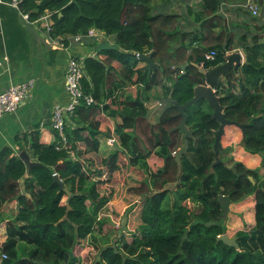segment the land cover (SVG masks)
I'll return each mask as SVG.
<instances>
[{"label":"trees","instance_id":"1","mask_svg":"<svg viewBox=\"0 0 264 264\" xmlns=\"http://www.w3.org/2000/svg\"><path fill=\"white\" fill-rule=\"evenodd\" d=\"M154 1L21 0L20 11L30 22L50 14L51 39H61L67 45L68 38L80 35L86 43L87 32L93 29L113 37L115 44L99 48L96 59L83 61V91L94 103L82 104L70 118L65 127L67 149H60L57 136L50 145L32 141L29 154L39 165L26 178V167L19 158L8 149L0 152V223L5 205L16 201L18 206L7 223L6 240L0 246L6 259L0 264H79L73 256L75 243L93 232L107 238L105 231L112 227L108 217L99 218L112 197V192L102 191L126 184L129 174L141 181L131 191L144 203L142 237L135 235L130 243L121 240L99 247L94 264H264V43H259L257 36L247 43L243 36L240 74H229L219 94L225 118L245 125L241 145L245 152L260 157L259 169L222 161L211 167L219 124L203 101L186 110L192 138L178 167L173 158L164 161L165 155L181 145V133L171 131L181 121L176 107L166 103L158 123L150 125L143 117L147 97L141 98L138 91L135 98L115 96L121 86L115 84L113 75L120 68L128 69L130 78L123 76V85H141L147 94H154L160 86L165 88L163 97L172 90V99L184 104L202 81L196 66L209 69L221 64L225 52L233 49V37L223 34L224 20L216 14L222 0H200L204 19L201 33L193 34L178 29L176 15L154 14ZM218 28L222 32L215 36L213 30ZM207 30L209 36L204 34ZM207 37L215 42L208 43ZM211 50L216 57L206 61L204 53ZM136 54H151L157 66L150 75L148 67L141 76L133 70L139 62ZM183 64L188 66L182 72L178 66ZM117 115L122 120L116 127L122 151L100 159L98 136L110 137L102 117ZM124 129L132 133L122 132ZM78 143L85 145L83 153L77 152ZM224 143L222 137L221 145ZM97 160L99 164L94 166ZM53 174L73 194L69 212L63 201L67 195L59 191ZM172 183L175 187L153 194ZM169 195L172 199L166 205ZM220 195L231 203L254 195V229L237 236L238 249L216 241L226 232Z\"/></svg>","mask_w":264,"mask_h":264},{"label":"crops","instance_id":"2","mask_svg":"<svg viewBox=\"0 0 264 264\" xmlns=\"http://www.w3.org/2000/svg\"><path fill=\"white\" fill-rule=\"evenodd\" d=\"M246 1L222 0L216 13L224 20L225 31H223V34L228 32L233 37L231 44L233 49L226 51L225 55L232 52L241 53L242 64L244 62L243 44L241 42L243 36H246L247 43H251L253 36L258 37L259 43H264V0H254L259 6L257 17H251L247 12L244 7ZM154 7V14L176 15L177 27L181 32L201 33L200 26L204 18H201L200 0H155ZM46 21L52 23L51 17ZM221 32V28L213 30L215 36ZM96 33L97 36L89 37V41H86V43L83 39L79 42L69 39L64 48L58 47L49 44L51 38H49V32L46 30L44 22H26L19 11L6 4L0 5V93L14 84L28 80L34 81V87L28 98L20 103L14 112L0 117V152L8 149L15 157H18L20 152H25L30 160L35 162L30 157L29 144L36 141L43 145H50L56 141V134L50 126V117L55 105H63L68 101L65 90V72L68 61L74 58L83 63L86 58L96 59L99 48L114 46L115 44L113 37L105 36L101 32ZM204 34L209 36V30ZM56 40L59 41V39ZM206 41L208 43L215 42L209 37ZM193 47H196V45ZM146 67H148L147 64L139 60L133 70L141 76ZM119 73L120 76H118ZM238 74H240V70ZM113 76L115 84H119L120 88H123L116 90L115 96L121 95L126 99L135 98L138 91L141 98L146 99L147 97V101L144 102L146 112L147 109L157 107L149 115L148 120L144 119L150 125L158 123L166 105L162 103V100L168 97V95L163 97L165 88L158 86L154 94L152 92L147 94L141 85L125 86L122 83V77L127 76V78H130V71L124 68H120ZM102 118L108 125L110 137L104 134L98 136L100 159L113 154L116 151L115 144L120 148V131L116 127L122 123L121 117L118 115L112 118H106L105 116ZM122 132L131 134L132 130L124 129ZM223 137L226 140V144L224 143L222 146L224 157L231 159V161H238L251 170L260 167V157L244 151L241 145L243 136L239 128L226 127ZM110 140H113V142L110 143ZM102 141L105 144L104 148L101 145ZM84 149L85 145L83 143L77 144L76 150L78 153H83ZM74 154L71 153L70 156L75 158ZM28 176L26 172L24 178ZM138 180L136 175L129 174L126 184L122 186L126 190L137 188L140 185ZM25 195L30 196L27 192H25ZM125 197V192H122L121 195L115 193L113 198L109 200V204L105 206L103 214L109 212L114 215L115 209H126L127 206L134 205L139 200L137 196L136 199L131 197L132 200H130L127 195L129 201L124 203ZM254 205V195L248 196L238 203L230 204L229 214L225 222V234L227 233L229 238L236 239L241 233H249L245 228H241L245 223L249 225L250 231L254 229ZM17 210L16 201L5 205L4 218L0 223V246L6 240L7 223L15 216ZM107 231L105 232L107 233ZM111 232L114 231L111 229ZM111 232L107 233V238L94 233V235L88 236L90 238L87 237L84 241L76 242L73 248V256L80 262L82 253L86 252L89 245L96 248L104 246ZM114 240H116L115 237Z\"/></svg>","mask_w":264,"mask_h":264},{"label":"water","instance_id":"3","mask_svg":"<svg viewBox=\"0 0 264 264\" xmlns=\"http://www.w3.org/2000/svg\"><path fill=\"white\" fill-rule=\"evenodd\" d=\"M59 16H61L59 14ZM138 59L142 62H145L148 66V73L149 75L152 73L153 68L157 66L156 63L152 62L151 60V54L148 55H138ZM242 56L239 52H232L230 54L224 55V61L212 68L204 69L201 66H196L198 68V72L201 76V83L197 84L193 87V95L192 98L187 101L184 104H179L177 101L172 99V90L168 94V97L164 100H162V103H168L176 107L177 113L176 116L181 118V121L177 126L171 129L172 132L178 131L181 133V145L180 147L174 152L169 153L164 156V161L168 158H173L180 167L181 165V158L185 156L188 153L189 150V140L192 138L191 130L188 128L186 122H187V114L186 110L195 105L196 103L203 101L206 103V105L211 109L212 119L216 120L219 124L218 129L214 132V143L212 146L213 151V158L214 163L212 164V167L218 165L221 163V160L219 158L220 152L222 150L221 145V138L224 136V130L226 127L234 126L241 130L242 136H245V125L244 124H238L237 122L229 121L225 118L223 111L224 106L220 104V91L222 89V86L225 83L226 77L233 73L234 75H238V72L242 66ZM188 66V64H183L178 66V69L182 72L185 70V68ZM157 107H153L150 109H147L146 115L143 116L146 120L149 119V115L156 109ZM115 150L116 151H122L121 148H119L115 144ZM18 158L24 163L27 174H30V171L33 167H36L39 165V163L31 161L28 155L25 152H20L18 154ZM231 171L234 170L233 167L230 168ZM54 182L58 184L59 191H63L67 195V199L65 202L67 212L71 210V207L69 205V201L71 197L73 196L72 193L68 191L67 188L63 185V183L60 181L57 175L53 176ZM249 180L254 183L253 179L249 177ZM21 182H23L21 180ZM176 183L167 184L165 185L162 190L160 191H154L153 194H157L160 192L167 191L173 187H175ZM218 202L222 207V217L224 221H226L227 216L229 214L230 210V200L228 197L220 195L218 197ZM59 221H62L60 219ZM216 241L222 242L223 244L233 247L235 249H238V244L236 242V239L229 238L227 234H223L219 236Z\"/></svg>","mask_w":264,"mask_h":264},{"label":"built area","instance_id":"4","mask_svg":"<svg viewBox=\"0 0 264 264\" xmlns=\"http://www.w3.org/2000/svg\"><path fill=\"white\" fill-rule=\"evenodd\" d=\"M20 3L21 0H7V1L0 0V5L6 4L11 8H14L15 10L20 12L21 17L26 22L30 23L28 19V15L22 14V12L20 11V7H19ZM244 7L246 8L247 12L250 14L251 17H257L259 15V6L254 0H247ZM49 18H50V14L45 13L39 18V20L35 22L38 21L44 22L46 30L50 32L53 22L48 23V21L46 20H49ZM95 36H97V33L93 29H90L87 32V37H95ZM81 38L82 37L80 35H76L68 38L67 41L69 39L70 40L72 39L75 42H79ZM49 44L57 45L58 47H62V48L66 46L61 41V39L59 41H57L56 39H51ZM138 55L139 54H136V58H138ZM215 57H216V52L214 50L204 53V58L206 61H212ZM84 75L85 74H84L83 63L77 61L74 58H71L67 63V68L65 72V90L68 95V101L63 105L60 104L55 105L51 111V117H50L51 129L54 131V133L60 139L61 142L60 149H67L69 147L67 138L65 136V127L67 126V124H70V118L74 116L75 110L78 107H80L82 104L89 106L94 103L93 98L90 95L85 94L83 91L82 80L84 78ZM33 87H34V81L28 80L25 82L14 84L10 86L7 90L1 92L0 117L14 112L17 109L18 105L28 98ZM112 142L113 140H110V143ZM54 175L56 174H53V176ZM102 214L103 213L99 215V218L102 217ZM104 215L107 216L106 214ZM0 258L6 259V255L1 254Z\"/></svg>","mask_w":264,"mask_h":264},{"label":"rangeland","instance_id":"5","mask_svg":"<svg viewBox=\"0 0 264 264\" xmlns=\"http://www.w3.org/2000/svg\"><path fill=\"white\" fill-rule=\"evenodd\" d=\"M101 145L103 148L105 147L104 141L101 142ZM103 151H104V149H103ZM224 155L225 154H223V153H221L219 155V158L222 162H228L229 165L232 164L233 162H238V161H231V159H227L226 157H224ZM98 164H99V160L95 161L94 166H96ZM212 164H211V167H212ZM261 173H262V171L260 170L259 174L261 175ZM138 182L141 185V183H140L141 181L138 180ZM122 185H123L122 183L117 184L116 186L113 185L112 187H108L107 189L103 190L102 192H104V193L112 192L111 198H113V195L115 193H118L119 195H121L122 192H125L126 197L123 200L124 203H128L129 199L130 200H132L133 198L136 199V196L139 197V200H137L136 204L127 206L126 209H122V210H116L115 209L116 214L114 213V215H112L109 212H106V215L110 216V217L108 216V218H109L108 221H109V223H111V225H112L111 229L114 232H111V229H109L107 231V233L111 232V235H109L108 240H106L107 242L105 245L102 243V245H104V246L109 245V244L112 245V244L116 243L117 241H121V240H123V242L130 243L133 239V236H135V235L138 237H142L141 233H140V225L142 224L140 214H141V210H142V205L144 204L143 200L141 199V197L139 195L133 193L130 189L126 190V188ZM117 187H118V189H117ZM129 193H130V195H129ZM127 195L129 196V199H127ZM131 197H132V199H131ZM171 199H172L171 195L167 196V199L165 201L166 205L169 204ZM107 204H109V202ZM102 216L107 217L104 214H102ZM241 228L242 229L245 228L248 232H251L249 230V225L247 223H245L243 226H241ZM92 235H94V232L92 233ZM239 235H241V234H239ZM239 235H238V238L241 237ZM114 237L116 238V240H114ZM88 238H90V237H88ZM88 243L92 244L91 242H88ZM121 244H122V242H120V246H121ZM19 248L23 249L24 244H20ZM27 248L29 249V247H27ZM97 251H98V248L92 247L91 245H89L86 252L82 253V255L80 257L79 264H94L95 261L97 260V256H96ZM0 260H1V258H0Z\"/></svg>","mask_w":264,"mask_h":264},{"label":"flooded vegetation","instance_id":"6","mask_svg":"<svg viewBox=\"0 0 264 264\" xmlns=\"http://www.w3.org/2000/svg\"><path fill=\"white\" fill-rule=\"evenodd\" d=\"M180 141H181V137H180ZM140 186V185H139Z\"/></svg>","mask_w":264,"mask_h":264}]
</instances>
